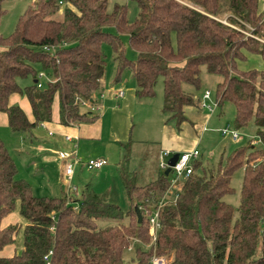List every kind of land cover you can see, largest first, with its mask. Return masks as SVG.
Segmentation results:
<instances>
[{"label":"trees","instance_id":"1","mask_svg":"<svg viewBox=\"0 0 264 264\" xmlns=\"http://www.w3.org/2000/svg\"><path fill=\"white\" fill-rule=\"evenodd\" d=\"M135 1L139 12L130 21L127 4L110 8L109 0H36L11 35H0V111L9 115L11 132L31 133L52 121L57 96L62 124L94 121L97 117L82 112L78 101L93 100L101 88L107 65L103 46L109 43L116 53V81L130 68L139 98L154 97L164 78L163 111L178 130L188 120L185 109L201 103L183 84L200 90L203 66L222 76L219 107L234 103L237 128L254 120L263 147H240L203 173L197 159L177 200L161 206L171 185L165 171L145 184L126 182L125 209L90 185L70 199L65 191L54 197L35 194L31 183L18 177L17 162L0 139V252L20 230L18 224L2 226L16 202L28 221L24 248L12 257L0 256V264H48L51 250L50 264H150L154 254L165 256L168 264H264V70L245 68L252 55L255 63L264 61V42L256 38H264L261 1ZM123 34L135 59L126 56ZM50 46L59 48L52 53L45 49ZM40 70L50 77L43 87L19 84L18 79L36 78ZM14 93L28 97L33 122L19 105H10ZM241 169V203L235 209L224 197L235 192L233 176ZM159 206L161 227L154 242L149 215ZM127 251H133L131 258Z\"/></svg>","mask_w":264,"mask_h":264},{"label":"rangeland","instance_id":"2","mask_svg":"<svg viewBox=\"0 0 264 264\" xmlns=\"http://www.w3.org/2000/svg\"><path fill=\"white\" fill-rule=\"evenodd\" d=\"M35 1L36 0H4L3 8L6 12L0 22V35H11L16 30L21 16L26 12L30 5L35 3ZM260 1L261 11L264 12V0ZM117 3L128 5L129 20L133 21L139 12L137 2L135 0H109L110 8ZM244 32L247 35H250L248 34V30H245ZM256 38L264 42L263 37L256 36ZM122 40L125 43L126 56L128 58L135 59L137 53L130 46L128 35L123 34ZM103 49L107 56L106 72L103 78L105 80L108 79L110 86L115 87L116 90L121 88H130L133 85L137 86L130 68H126L124 70L121 81H116V53L109 43H105ZM253 66V62L251 61L245 64V68ZM258 69L262 70L260 68ZM201 77L202 87L200 90H196L194 86L186 83L183 84L184 89L186 91H193L195 96L200 99L201 102L203 101V95L206 91H211L212 99L217 100V86L221 81H223V77L217 74L209 73L205 66L202 67ZM33 79L34 77L31 75L26 79L20 78L18 81L21 86L25 87L29 85ZM122 90L125 91L124 89ZM101 91L102 90L99 89L95 92L94 96L97 98V103H100L99 96L101 95ZM103 91L105 93V89ZM141 99L142 103L138 105L137 114L134 118V140L131 142L126 141L124 143L125 145L121 146L120 151H117V153H110L108 157V164L105 165L103 169L91 170L86 166V164L83 168L78 166L71 184L78 186L79 193H81L87 185H90L97 193L103 195L106 199L119 203L123 208L127 209L128 198L125 183L131 182L135 184H145L154 180L158 175V172L160 171V167L158 166V152L160 145L156 142H160L161 134L166 127H174V124L176 125L174 120H170L171 115L169 113H164L163 111L164 78H159L156 86V95L154 97ZM199 109H202V107L199 106ZM81 110H88V107L81 106ZM96 113L97 111L94 109L91 114L92 116H95ZM216 113L218 114L214 116L213 121L207 124V130H203L204 133L201 132L200 134L198 129L191 128L193 133H195V136L197 134V148L201 153L200 159L202 167L199 169V173L215 169L222 156H228L240 147H263V144L257 134L258 127L254 120L249 122V124L245 127H236L237 113L234 103L225 101L223 105L217 109ZM228 126H230L231 129L239 131L240 137L237 141H233L231 135L222 136L219 131L221 128ZM175 129L179 131L176 126ZM80 148L82 151H84V148L86 150L88 149L89 151H93L94 156H98L101 151L100 144H94V142H86V144ZM29 151H31V154L33 155L31 158L32 162H35V159L39 158L38 163L32 168H39L38 170H35V177L40 182L39 186L34 188L35 194L39 196L53 197L54 195H62L65 191V186L69 183L66 173L64 170L62 173V170L60 169L62 161L53 159L44 163L42 156L36 157V152L32 148H30ZM173 152L175 153V151ZM50 155L55 157V154ZM81 159L87 163V160L83 159V157ZM167 159L168 157H166V160ZM135 171L139 173H136ZM243 176L244 169L235 173L232 180V186L235 188V192L224 197L225 201L232 204L235 209H237L241 203ZM180 186L181 184L178 183L177 187ZM176 191V188L171 187L167 194L168 196L175 197ZM238 215L237 211L236 216ZM133 254V251H127L126 258H131Z\"/></svg>","mask_w":264,"mask_h":264},{"label":"crops","instance_id":"3","mask_svg":"<svg viewBox=\"0 0 264 264\" xmlns=\"http://www.w3.org/2000/svg\"><path fill=\"white\" fill-rule=\"evenodd\" d=\"M62 11L63 10H61V14ZM252 58L254 66L264 70L263 59L259 57L261 59L255 63L257 56L252 55L250 60ZM36 79L37 77L34 78L30 84L34 83ZM100 89L102 90L100 94H103L104 96H99L100 103L96 102L97 98L94 96V102H92L94 104L88 106V110H82V112L92 113V110L96 109L97 113L95 116L97 118L94 121H88L85 123H74L71 125L62 124L60 100L58 96L53 104L52 121L41 123L34 128L31 133H23L21 135L13 134L9 125V115L6 112L0 111V139L4 141L9 152L17 162L19 168L18 177L28 180L33 186V189L38 187L40 183L35 177V170H38L39 168L36 167L32 169L38 163L39 158H36L35 162L31 161L33 155L31 154V151H29L30 148L36 152V157L42 156L44 163L53 159L61 160L62 163L60 169L63 173L66 161L59 156V153L61 152L73 156L75 155V152H77L79 158L81 156V158L83 157V159L87 161L95 157H103L108 160L110 153H117V151H120L122 144L126 141L131 142L134 140V118L137 114L138 105L142 103V99L136 95L137 86L133 85L130 88L116 90L115 87L110 86L108 79H104ZM104 89L105 93L103 91ZM122 89L125 90V95L123 97H118L117 95ZM9 103L10 105H19L25 111L30 121L33 122L35 120L32 106L27 96L20 93H14L10 96ZM185 114L188 120L183 122L182 127L179 130L180 132L175 129V124L174 127H166L161 134L160 142H156L160 145L158 152L159 167L160 155L163 150L182 153L198 149L197 134L195 136V133H193L191 128L198 129L200 134L201 132L204 133L203 130H207V124L212 122L214 116L218 113L211 114L208 109H199L189 106L185 109ZM68 137L71 139H67ZM86 142H94V144L99 143L101 150L99 152L100 154L94 156L93 151L86 150L85 148L84 151H82L80 147H83ZM50 154H55V157ZM83 162L85 163L86 161ZM78 166H81L82 168L85 167L84 164L77 165L76 168ZM160 171H162L161 168ZM174 200V197L168 196V194L164 197V203L173 202ZM20 210L21 202L18 201L16 202L15 209L3 219V227L18 224L20 230L15 236V242L7 245L0 252V256L12 257L17 253H20L24 248V230L28 221L21 215Z\"/></svg>","mask_w":264,"mask_h":264},{"label":"built area","instance_id":"4","mask_svg":"<svg viewBox=\"0 0 264 264\" xmlns=\"http://www.w3.org/2000/svg\"><path fill=\"white\" fill-rule=\"evenodd\" d=\"M62 3V2H61ZM224 23L229 24L227 22L226 19L223 20ZM251 28V27H250ZM252 30V28H251ZM250 34V36L254 35L252 34L251 31H248ZM59 46H50V47H45L46 50H51L52 53L56 52V49H58ZM38 79V86L39 87H43L44 82L46 80H49L50 77L46 74V72H44L43 70L40 71V73H38L37 76ZM125 95V91L121 90L118 93V97H123ZM100 97H104L103 94L100 95ZM95 98V97H94ZM94 98L91 101L88 100H82L80 99L78 102L80 104V106H91L92 101L94 102ZM200 106L204 109H208L209 112L211 114H214L218 107H219V101L217 100H213L212 99V92L211 91H206L203 95V101L200 103ZM94 109V108H93ZM222 134V136H227V135H231L233 141H237L240 137L239 131L231 129L230 126L228 127H224L221 128L219 130ZM67 139H71L70 137H68ZM173 151L171 150H163L161 152L160 155V168L161 170L165 171L168 168V161L170 159V157H172L173 155ZM201 153L198 149L192 150V151H188V152H182L179 154V158L176 162V164L172 167V171L169 174L170 177V187L176 188V196L174 197V201L175 202L177 200V198L180 195V192L182 191L183 188V183L190 177V175H192L195 171L194 169V165L193 163L199 159ZM59 156L65 160V165H64V172L67 175V179L69 181L68 185L65 186V192L67 197L70 199L71 193L73 192H77L79 190L77 185L71 184V181L74 179V175H75V169L76 166L83 163V160L81 158L78 157L77 152H75V155H69L68 153L65 152H61L59 153ZM166 157H168V159L166 160ZM84 164H86V166L93 170V169H102L105 165L108 164V160L106 158L103 157H98V158H92L90 160L87 161V163L85 162ZM178 183L181 184L180 187H177ZM168 190V191H169ZM167 195V194H166ZM164 204V198L163 201L160 203V206ZM160 206L153 210L151 212V214L149 215V220H150V234L152 236V241H156L158 234H159V229L161 227V223H160ZM154 247V246H153ZM132 247H129V250H131ZM53 254V251H49V253L45 256V260L47 261L48 264H50V258ZM150 264H168L167 258L165 256H161L158 254H154L150 260Z\"/></svg>","mask_w":264,"mask_h":264},{"label":"water","instance_id":"5","mask_svg":"<svg viewBox=\"0 0 264 264\" xmlns=\"http://www.w3.org/2000/svg\"><path fill=\"white\" fill-rule=\"evenodd\" d=\"M37 82V79L35 80V83ZM93 102V101H92ZM179 154L178 152L173 153L172 157H170L169 161H168V168L165 170V175L169 176L170 172L172 171V167L176 164L178 158H179ZM137 211L139 212V208H137ZM139 220L140 222L143 220L142 218V214H139Z\"/></svg>","mask_w":264,"mask_h":264}]
</instances>
